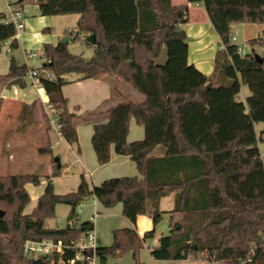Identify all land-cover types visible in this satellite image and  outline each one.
Wrapping results in <instances>:
<instances>
[{
	"label": "trees",
	"instance_id": "obj_1",
	"mask_svg": "<svg viewBox=\"0 0 264 264\" xmlns=\"http://www.w3.org/2000/svg\"><path fill=\"white\" fill-rule=\"evenodd\" d=\"M188 1L204 5L220 37L210 75L188 61L187 34L181 26L188 22V5L175 6L171 0H35L43 16L79 14L78 29L93 48L87 58L71 53L67 43L43 46L46 61L38 69V79L48 103L58 111L62 137L76 145L78 121L93 122L98 163L110 162L114 146L117 154L136 163L141 176L91 185L81 175L78 188L65 194L55 192L53 178L62 175L55 160L50 174L0 176V264H31L23 247L25 237L69 241L93 229L90 220L78 225L77 208L90 197L107 208L122 203L123 215L134 225L139 215L150 217L154 225L143 237L134 228L113 230L112 243L96 250L100 264H111L109 258L128 250L136 258L164 213H169V232L150 249L154 259L264 264V156L259 148L263 136L255 129L257 122H264V54L253 49L243 56L231 41L239 24L264 26V0ZM6 17L0 12V51L8 40L12 49L18 47L16 27L5 22ZM90 34L95 35V43L89 41ZM247 44H264V31L262 38L249 39ZM165 48L168 62L158 67L155 62ZM28 71V65L12 55L9 71L0 78L22 86ZM105 75L131 85L144 102L126 99L105 111L70 112L62 88L74 81L72 76L80 80ZM244 85L250 94L243 101ZM99 116L107 122L98 121ZM132 118L144 127L145 137L128 142ZM159 145L166 153L153 156ZM43 178L44 193L32 212L25 213L31 201L26 185H39ZM172 193L173 209L162 210V199ZM60 203L70 206L67 225L46 227V219L55 217ZM252 247L251 260L241 263Z\"/></svg>",
	"mask_w": 264,
	"mask_h": 264
},
{
	"label": "crops",
	"instance_id": "obj_2",
	"mask_svg": "<svg viewBox=\"0 0 264 264\" xmlns=\"http://www.w3.org/2000/svg\"><path fill=\"white\" fill-rule=\"evenodd\" d=\"M171 2L175 6H189L188 22L181 25L187 34L189 63L195 65L206 75L212 74L215 55L221 47L220 37L209 19L204 5L189 3L188 0H171ZM9 9L15 8L11 6V3L0 2V12L6 13ZM26 19L24 18L25 30L20 39H17L18 47L22 46L24 39H26V23H28ZM9 41L11 43V40ZM47 43L50 42L42 41L39 47L43 48L44 44ZM6 44L8 42L3 45ZM26 49L24 48V50ZM11 50V47L8 48L9 52ZM18 62L21 63L20 61ZM8 71L9 62L7 70L0 72V76L7 74ZM49 74L50 72L44 73L45 76H49ZM72 78L74 81L64 85L62 90L64 96L68 99L69 111L77 115L92 111H105L112 105L126 99L137 103L144 102V96L125 81L106 75L99 79L87 78L79 80L76 76H72ZM22 80L24 85L21 86L14 80L0 78V135L3 137V141L0 142V154L5 149L6 144L10 145L12 150L11 160L17 159L13 166L14 169H17V173L43 172V174H50V156L51 158L54 157V160L58 157L62 167V175L53 178L55 192L58 194L76 190L80 184L81 175H84L91 185H100L110 178L141 176L136 163L129 156L117 154L114 146L111 148L110 162L104 165L98 163L92 145L93 122L78 121V144L76 145H71L63 137L54 134L50 117L46 111L48 96L44 88L40 82L34 81L29 77H24ZM96 119L101 122H107V119L102 116ZM144 137V127L137 124L136 120L132 118L127 137L128 142L142 140ZM57 148H60V151ZM57 153L58 155L55 156ZM165 153L166 148L163 145H159L155 148L152 155L161 156ZM2 171L3 168L0 165V172ZM41 184L42 188H36L37 190L33 186L31 190L28 185L26 186L29 194L30 191L36 194L37 201L44 193L47 181L43 179ZM169 197L175 203V193H172ZM92 198L95 205L94 212L98 216L99 214H104L107 218H115L123 214L122 203L107 208L96 198ZM88 220L82 218L79 220L78 225ZM153 227V221L150 217L139 215L136 224L131 223L128 228L136 229L140 237H143ZM98 240L99 244L102 245L99 237Z\"/></svg>",
	"mask_w": 264,
	"mask_h": 264
},
{
	"label": "rangeland",
	"instance_id": "obj_3",
	"mask_svg": "<svg viewBox=\"0 0 264 264\" xmlns=\"http://www.w3.org/2000/svg\"><path fill=\"white\" fill-rule=\"evenodd\" d=\"M18 0H2L3 3H11V6L15 9H22L24 18L28 20L26 26V39H24V44L18 48L12 49L10 52V41L8 44L3 45L0 51V72L6 71L8 68V62L10 57L13 55L17 61L25 63L28 67L39 69L44 60L42 57L29 58L25 55L24 48L35 50L39 53L43 52V48H40L42 41L50 42L56 44L61 42L64 38L68 37L67 42L68 50L76 55H82L84 57H91L93 55V50L91 46L88 45L87 36L85 32L78 29V20L80 15L76 13L64 14V15H51L43 16L40 14L38 5L35 0H24L21 4L17 2ZM264 26L260 24L242 23L233 28V33H237L236 44H245L249 39L262 38L263 37ZM20 39V38H19ZM255 52L259 55L264 54V44H256L251 47L248 46V50ZM250 94V91L246 85L242 87L240 94V99L245 100ZM255 129L258 136H263V141H259V148L264 156V122H257L255 124ZM3 141V137L0 135V142ZM60 151V148H57ZM57 151V152H58ZM12 150L10 145L6 144L4 150L0 154V165L3 171L0 172L2 176L9 175L10 173H17V169L13 166L15 161L11 160ZM55 154V156H57ZM50 168L52 171V164L54 162V157L50 156ZM43 173V172H42ZM0 175V176H1ZM44 179V178H43ZM28 188L31 190L33 187L36 189L42 188V184L34 185L28 183ZM26 185V186H27ZM33 186V187H32ZM36 189V190H37ZM31 201L25 209V212L29 213L32 211L33 207L37 203V196L33 191H30ZM94 199L88 198L84 203L78 206L77 210H81V214L78 215V223L82 218L91 219L95 213ZM174 201L171 198L166 197L162 200V209L164 211H169L173 209ZM70 211V206L68 204L60 203L56 206L55 217L46 219L45 224L48 228H63L68 223V213ZM176 218L177 215H174ZM123 220V221H122ZM95 225V231L97 236L100 238V243L102 245H109L113 241V230L130 227L131 222L123 215L120 214L119 217L107 218L104 214H99L96 220L93 221ZM169 232V213H164L161 221L155 226V233L152 238L147 239L144 242L143 247L138 250L136 258L134 257V252L132 250L126 251L121 257L109 258L111 264H210L209 261L200 259H174V260H156L150 254V249L158 244L159 238ZM144 234V233H143ZM206 257V256H205ZM95 264H100L99 258L95 259Z\"/></svg>",
	"mask_w": 264,
	"mask_h": 264
},
{
	"label": "built area",
	"instance_id": "obj_4",
	"mask_svg": "<svg viewBox=\"0 0 264 264\" xmlns=\"http://www.w3.org/2000/svg\"><path fill=\"white\" fill-rule=\"evenodd\" d=\"M7 17L5 22H12L16 27L15 37L18 39L25 30L24 14L22 9H9L6 12ZM237 40V33L231 35V41L235 43ZM9 41V40H8ZM6 41L5 43H7ZM238 52L241 55L248 53V44H237ZM25 55L29 58L42 57L44 62L46 61L43 54L32 49H26ZM38 69L29 67V71L25 77H29L34 81L39 82ZM54 76L53 73L49 74V78ZM47 114L50 117V123L54 134L62 137L61 125L59 124L58 111L51 104L46 105ZM77 214H81V210H77ZM98 214L95 213L90 221L96 220ZM94 224V222H93ZM99 240L95 231V225L93 229L83 230L80 235L69 241L62 238H44L41 240H33L29 237L23 238V247L25 255L33 261L42 259L45 264H95L97 258L96 250L99 246ZM69 252H73L72 255H68ZM255 254V248L252 247L246 257L240 260L241 263L251 260ZM205 256H208L207 254ZM217 264V263H213Z\"/></svg>",
	"mask_w": 264,
	"mask_h": 264
},
{
	"label": "water",
	"instance_id": "obj_5",
	"mask_svg": "<svg viewBox=\"0 0 264 264\" xmlns=\"http://www.w3.org/2000/svg\"><path fill=\"white\" fill-rule=\"evenodd\" d=\"M88 39L92 43H95V41H96L94 34H90ZM68 40H69V38L66 37L61 42L67 43ZM256 59L261 61V57L259 55L256 56ZM167 62H168V50H167V48H165L161 57L155 62V65L158 67H164V66H166ZM209 87H210V84H208V88ZM55 162L58 165H60V159L58 157L55 158ZM32 264H45V262L42 259H38V260L33 261Z\"/></svg>",
	"mask_w": 264,
	"mask_h": 264
}]
</instances>
